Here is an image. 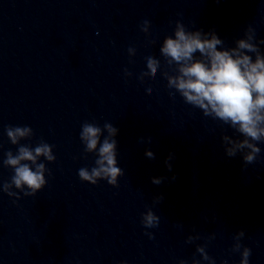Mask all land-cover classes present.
<instances>
[{
  "label": "clouds",
  "instance_id": "obj_1",
  "mask_svg": "<svg viewBox=\"0 0 264 264\" xmlns=\"http://www.w3.org/2000/svg\"><path fill=\"white\" fill-rule=\"evenodd\" d=\"M149 27L150 22L145 20L141 30L148 34ZM260 45H264V39H257L256 31L251 25L245 29L243 38L235 40L234 47H225L224 41L214 30L207 33L203 30H188L178 20L173 35L166 36L160 48L165 61V70L161 75L167 80V87L175 90L170 95L179 93L186 104L200 109L204 116L218 120L238 133L242 138L222 135V143L228 157H235L239 153L245 164L256 160L261 152L258 144L264 143V51ZM128 52L134 55L135 49L129 48ZM146 68L147 71L140 74L141 82L145 78L155 80L162 68L161 61L153 56L146 57ZM125 75L131 76L132 73L125 69ZM147 92L151 94V87ZM5 132L10 143L17 146V151L14 154L9 150L4 154L3 166L12 169L13 175L2 184V191L14 197L17 193L12 189L15 188L25 196H35L47 184L45 174H51L40 158L43 157L49 163L54 162L56 157L53 146L43 140L35 147L21 144L22 140H29L34 135L28 126H8ZM118 132V128L107 122L103 127L89 122L81 126L80 140L85 146V152L97 157L94 167L79 169L78 175L82 181L96 185L98 181L106 180L109 185L118 187V178L124 175L117 161L118 142L115 137ZM147 140L151 142L150 137ZM145 156L155 159L151 150H146ZM171 159L172 154L165 161L169 171L172 169L169 163ZM165 179L167 178L153 177L152 183L159 185ZM171 179L175 180V176ZM162 200V195L157 196L153 199V204ZM141 224L145 229L156 228L160 224V217L148 207L141 213ZM177 227L182 228L183 225L177 224ZM145 234L150 239L154 238L151 232ZM244 236L245 231L239 230L233 237L234 243L230 249L231 252L240 254L239 264H249L251 255V249L241 243ZM201 238L197 233L189 235L185 242L194 243ZM214 238L215 233H212L204 238L205 244L196 245V253L200 259L193 254L191 264H201V261L216 264L215 258L206 251L207 241ZM121 264L127 262L123 261ZM178 264H188V261L181 259ZM221 264L229 262L222 260Z\"/></svg>",
  "mask_w": 264,
  "mask_h": 264
}]
</instances>
